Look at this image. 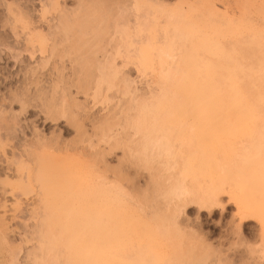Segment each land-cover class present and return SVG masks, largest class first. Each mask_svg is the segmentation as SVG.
<instances>
[{
  "label": "rangeland",
  "instance_id": "rangeland-1",
  "mask_svg": "<svg viewBox=\"0 0 264 264\" xmlns=\"http://www.w3.org/2000/svg\"><path fill=\"white\" fill-rule=\"evenodd\" d=\"M77 1L0 0V140L2 142L0 146V169L11 172L13 161L20 158V156L23 158L26 149L31 150L45 144L49 147H44V152L46 150L48 152L49 149V155L52 149H58L56 151L60 158L57 155L56 157L60 161L55 159V155V158L50 157L51 155L53 157L56 151L47 156L50 163L44 161L46 157H43L45 158L43 161L49 164L48 172L52 169L51 172L53 174L55 173L53 170L56 171L59 168L60 170H57L58 174H62L59 172H63L64 168V172H69L67 173V178L69 176L71 179H78L81 176H85L88 170H91L87 169L88 167H92L90 164L92 163L91 160H94L95 164L97 162L100 170L102 167L113 170L115 175H117L116 180L118 184L124 191L121 201H115L117 213L114 214V231L111 236L113 264H264V180L257 179L259 176L252 177V175L247 176L246 174H242V177L239 179L240 181L238 180V184L233 185L230 181L225 180L223 188L212 192L214 188L213 182L220 179L217 176H210L209 173L204 172L207 167L206 163L211 161L210 157H216L220 162H223L222 160L231 158L229 155L235 153V151L234 153L232 152L235 147H240L237 149L238 153L237 151L235 153L236 155L238 154L237 157L241 158L243 155L244 163L247 162L245 165H248L250 162L249 158H251L252 153L255 151L254 146L256 143L254 142L257 141L253 140L254 137H251L249 131H246V125L240 126L241 128L246 127L245 130L243 128L244 131L241 130V133L237 128L239 125L234 127L235 125L214 124L211 125V131L206 129L198 135H194L196 141L192 137V140H188L190 144H187L189 142L183 137L185 136L184 133L174 131V127L176 126H173V123H171L168 126L173 130H168L170 133L167 131L170 152L155 156L153 150L145 149L143 143L141 145V140L144 138L143 135H147L148 133L145 130L142 132L140 129L144 120L137 119L140 117L141 111L145 112L146 110L140 109L138 111L141 101H149L150 97L154 94L156 96L154 98L158 99L157 91L160 84H158L155 70L159 68L157 65L166 68L167 65L171 66L170 63L174 66L173 63L175 61L176 65L179 64L178 68L181 69L180 71L183 70L182 74L187 73L194 76L197 73L196 75L202 74L203 76L210 73L209 76L214 78V80L216 79V83L220 78L222 79L217 84H220L224 80L225 75L238 73L241 75V78L242 75L244 76L243 80L240 78L242 83H247L243 87L246 85L245 89L251 91L253 86L248 85L249 83L244 79L248 75V81L251 82L250 76L258 73L259 66L257 65L260 63V58H264L263 54L260 55V46L256 44L259 42L261 34L264 35V31H262L264 29V0H147V3L143 2V0H141L142 2L139 0H80L81 5H85L84 2H89V6L92 4L93 7H98L102 11L97 13V16L101 13V17L96 16L97 21V18L100 20L102 18L103 20L104 15L103 22L102 20L99 22V26L103 27L102 30H107L104 29L107 26L104 27L100 25L101 23H105L106 25L114 24L113 20L115 21V19L113 18L118 15L122 16V19L119 16L120 22L122 20L124 22L123 17H125L130 27H128L129 29L125 28L123 31L122 26H120L121 28L118 26L117 32H113L112 34L115 41L112 40L113 42L109 44H107L106 41L108 39L106 38H109L111 35L107 37L109 31L114 30L112 29L114 27L111 26L108 29L109 31H107L108 33L104 34V39L101 42L99 40L96 43L92 38V41H95L94 45L92 43V48L89 46L91 42L87 41L88 43L84 45L90 47L87 50V55L92 58L95 55L94 60L106 57L107 55L102 56L104 52L110 53L111 56L115 52L114 50L117 49L115 43L121 45L124 41L123 43L127 45L125 40L128 37L135 40L137 33L134 30V17L143 12L146 14L145 21L143 19L144 28L142 27L144 29L142 31L144 41H141V43L143 42L142 46L145 54L143 65H140L143 67L138 65L137 58L133 56L129 58L126 55L127 52L131 51L132 47L128 45L129 49H131L127 51V49H122L123 47L121 46H124V48L128 46L125 47L122 44L121 48L118 47L120 48L118 51L122 50V52L120 51V55L118 52V55L115 52L116 55H112L114 58L111 56L115 66L119 68V70L117 69L118 71L109 73L110 78L107 77V80L110 79L109 83L112 82V85L104 82L95 91L92 89L93 85L90 81L86 80H92V76H95V74H91V70L95 69L91 68L92 65H89L91 63H82L83 65H81L83 67L87 64L89 65L88 67L91 70H89L90 72L87 71V74H91L92 76H88L92 78L86 77L87 74L83 76L84 73L80 72L81 69L78 70L80 67L79 62L84 60L83 56L88 57L86 55L87 52L82 53L87 47L83 46V48L81 46L84 50L79 48L80 51L78 50V52H81L83 58L81 59L80 57L78 59V56L75 61V50H73V53H71L72 50L70 52L66 50L69 47L67 44L68 40H74L73 37L70 36L69 39L64 40L60 32H58L60 35L57 33L51 34V32L55 31L53 25L56 19L54 16H56L58 10L64 9V12L72 10L78 6L79 2ZM151 1L155 3L153 4ZM45 8L47 9L46 12H44ZM18 11L25 12L30 21L27 20V22L22 23L16 20ZM167 19H169L170 23ZM96 21L94 22L95 24ZM113 24L111 25L113 26ZM33 27L37 30L41 29L42 33L47 37L45 47H50L53 42L54 44L59 43L56 46L58 50L62 48V51L65 52H61L65 55L61 57L59 55L61 53H58L56 54L57 56L53 54V57L46 58L49 55L47 50H36L39 47L37 48L38 44L35 42L33 43V45L37 44L35 52H30L33 45L27 42V33L33 32ZM222 28L224 29L222 30ZM260 29L263 33H261ZM179 31L181 33H178ZM88 35L83 37H87L85 38L87 40L90 37L89 40H91L90 34ZM179 35L184 36H182L183 38L181 37L182 40L178 38ZM175 38L177 39L175 40ZM157 39L160 44L159 48V44L155 42ZM171 39L173 42L175 40V43L170 42ZM202 42L204 43L202 44ZM155 43L158 45L157 47H155ZM66 44L68 47L65 46ZM96 44H99V46ZM95 45L100 48L103 46L102 49L105 47L106 51L94 49L96 53L93 54V51L90 52V50H93L94 47L97 48ZM113 46L114 49L112 48ZM244 48H247V53ZM67 51L69 52L68 54L66 53ZM156 51H160L159 59L156 57L152 58ZM56 52L58 51L56 50L54 53ZM253 52L256 53L253 54ZM75 54L78 53L75 52ZM175 54H178V57ZM58 56L61 57V60ZM190 57H193V59ZM106 59H110V57L107 56ZM106 59L104 58V60ZM113 60H111L112 63ZM234 66L237 68L235 69ZM83 67H81L82 70L84 69ZM84 70H87V68ZM93 72L95 73V71ZM222 75L224 77H221ZM84 77L85 79L82 80ZM122 78L126 79L125 83L128 84L127 87L123 86ZM83 81L89 82L88 89L86 90L81 88ZM106 84H108L107 88ZM90 85H92L91 88H89ZM153 101L156 104V101ZM153 101H150L152 105ZM60 104L63 105L61 108H64L66 115L65 113L63 116L53 115L52 113L55 110L60 111L58 108ZM160 104L161 102H159ZM144 105H146L145 102ZM150 105L148 102V107H144L149 108ZM152 105L151 107H154ZM134 114L136 115L134 116ZM132 116L137 117L134 118L136 119V124H139L137 121H141L139 126L132 128V124L131 126H129L130 124L127 125L126 121L132 119ZM144 117L142 116V118ZM225 126L226 128L229 127V131L223 128ZM136 127H139L138 130L140 129L143 134L142 136L140 135V131L138 133L137 129H135ZM230 127L233 129L234 136L233 134L231 135L232 130H230ZM214 129L218 130V132L216 133ZM223 133H225V138L228 134L226 139L223 137ZM237 133L238 135L241 134V136H238ZM246 134L250 135L245 136ZM172 135H175L176 138ZM179 136L182 137L179 139ZM198 143L202 145L198 146ZM229 145L234 147L232 148ZM227 146L228 149H226ZM244 146H247V149ZM202 147L203 149H201ZM242 147L245 149L244 152ZM186 148L189 150L194 149L195 154ZM63 149H66V152ZM211 149L216 151L217 154H211ZM229 150L232 154L228 152ZM246 150L250 154L246 153ZM206 151L209 152L207 153ZM219 151L220 154L218 155ZM62 153L65 155L68 153L69 155L67 154L68 156L65 158L64 155H60ZM187 153L191 154L187 156ZM201 154L204 155L203 158L198 156ZM210 154L211 156H209ZM215 154L217 156H214ZM224 154L225 156H223ZM244 154H249L250 157L249 155L246 157ZM193 155L195 156L193 157ZM196 156H198L199 160ZM190 157L196 159L193 160ZM204 158L205 160H203ZM62 159L65 163L61 162ZM51 160L53 162L52 165H50L52 163ZM185 160L189 161V164ZM190 160L194 162L196 160L197 163L191 162L190 165ZM56 162L58 164L61 163L60 167ZM193 163L194 165H192ZM89 164L90 166H88ZM184 165L187 168H184ZM188 165L192 167L189 168ZM251 165L249 164L248 166L251 168ZM195 166L196 168H194ZM47 167L45 165V170ZM43 168L40 171L44 173ZM187 169L193 170V172L189 170L191 173H188V171H185ZM197 169L200 173L197 172ZM48 172L42 173L41 179L43 176H47ZM53 174L52 176H54ZM72 175L73 177H71ZM174 177L178 180L182 179L185 185L191 186L195 199L197 196L205 197L206 193L208 194L211 191L209 194L214 198V201L203 205L195 200L187 202L184 205L179 204L178 199L169 192L171 183L175 181ZM46 180L50 181L51 179ZM18 188L12 190L14 194L12 195L9 192L2 193V188L0 187V264H31V260H29L30 256L28 257L27 253L29 254L33 246L38 243H36L37 240L35 239H37L36 233L38 234L39 232V225L38 231L35 230L34 232L35 236L32 234L35 238L30 235L36 229L34 227L35 222L36 225L40 222L37 217H34L29 212L33 203V192L30 191L31 193L27 192L28 194L23 195L19 191L20 188L19 190ZM15 200L18 202L17 204H14ZM242 202L260 205L263 210L259 214L243 216L241 211H239L242 208L240 207V203L242 204ZM175 203L179 205H175ZM167 209L175 210L173 211L176 213L174 214V220L165 214ZM156 210L159 212L156 215L157 217L153 216ZM246 210L248 211L247 208ZM73 215L76 216L75 214ZM74 216L69 218L70 216L65 217L64 215L68 220L66 219L64 224L62 223L63 219L61 220L62 222H59L63 226L60 225L59 227V224H56V226L58 225L56 227L57 231H62L60 238L57 236V242L54 241V243L50 240L52 242L51 245L55 247V253L60 254L58 258L56 257L57 260L54 261H59L60 264H89L88 259L92 256V252L90 253L91 256H89V252L93 248L90 244L94 243V240L92 241V232H90L91 230L88 227V223L90 224L89 217L85 214V216H82V219L84 218L83 221L77 217L79 214L76 216L77 219L73 218ZM158 219L162 220L160 226H158V223H160L157 221ZM68 222L71 226L70 228L68 227ZM58 227L60 229L62 227V229L59 230ZM56 228L54 231H56ZM64 230L65 232H63ZM46 237L48 238L49 235ZM55 238L53 237V240ZM59 241L60 243H58ZM52 246L49 245L51 248ZM37 247L39 246H36L35 251L38 253ZM17 250L19 251L17 252ZM35 251L31 254L35 253ZM55 262L52 264H56Z\"/></svg>",
  "mask_w": 264,
  "mask_h": 264
},
{
  "label": "bare ground",
  "instance_id": "bare-ground-1",
  "mask_svg": "<svg viewBox=\"0 0 264 264\" xmlns=\"http://www.w3.org/2000/svg\"><path fill=\"white\" fill-rule=\"evenodd\" d=\"M139 1H141V0H139ZM77 2H79L78 6L76 8H74V9H72V10L64 12V9H59L58 12L56 11L57 14H56V16H54L56 21H55V24L53 25L55 31L51 32V34L54 35V34L57 33L58 35H60L58 33V32H60L61 35L63 36L64 40L69 39L70 36L73 37L74 40H68V42H67L69 47L67 46V44L65 45V46L68 47V48L66 47L67 48L66 50H68L69 52H70V50H72L71 53H73V50H75L74 51V55H76V56H74V58H75L74 60L75 61L77 60L78 56H79L78 59H80V57H81V59L84 57L83 58L84 60L82 62L78 61L80 63V65H79L80 67H79L78 70L81 69L80 72L84 73L83 76L85 74H87V71L90 72L89 70H91V68H93V69L95 68L94 70H91L92 71L91 74L92 75L95 74V76H92L91 74H87L86 75V77H91V76L93 77V78L91 77L92 80H90V79H86V80L90 81V83L93 85L92 89L94 91L97 90L98 86L99 85L101 86V84H103L104 82L105 83L106 82L107 83L110 82L109 81L110 79L107 80V77L110 78V74H109L110 72H113V71L116 72V71L119 70V68L117 66H115V64H114V60H113L114 57L112 55L113 54L116 55L117 52L120 55V51L122 52V50L118 51V49H120L121 47H123L122 49H125V50L127 49V51L129 49V46L132 47V49L130 48L131 51H132V52L130 51L131 54H130V52H127L126 55L129 58H131L132 56L137 58L138 65L139 66L143 65L145 54L143 52V46H142L143 42L141 43V41H144V38H142V36H144L142 34V31L144 30V29H142V27L144 26L143 24H144L145 15H146L144 12L142 14L140 13L139 15L137 14L134 17V22H133L134 30L137 33L136 34L137 37H135V40L133 38H132L133 40L129 39V37H128V39H126L127 41L125 40L127 45L125 43H123L124 41L121 43V45L123 44V45H125V47L129 45L128 47L124 48V46L119 45V43L118 44L115 43V46L117 48V49L116 48L115 49L117 51L114 50L116 53L114 52L111 55L113 58L110 56V53H108L109 54L108 55L107 53L104 52V54H102V56L103 55L104 56L107 55L108 57H110V59H106V57H107L106 56V57H101V58H103L102 60H101V58H100V60H94L93 58H94L95 55H93V54L96 53L95 50H100V49H102L103 46L100 48V47H98L99 44H96V45H98V46L95 45L97 48L94 47L93 50H90V52L93 51V54H91V55H93V58L91 56L87 55L88 54L87 50L91 46L93 47V45L95 44V41H96V43H98L97 41L100 40L99 42H101L104 39V36L108 33L107 31H109L108 29H109L110 26L114 27V28H112L114 30L113 31H109V34H107V37L110 34L112 35L113 32H117V30H118L117 27L118 26L119 27L122 26L123 31H124L125 28L129 29L130 27L127 24L128 20H126L125 17H123L124 22H123V20H122V22H120L119 19L120 18L122 19V16L118 15L117 17L113 18L116 21L115 22L113 20L114 24L111 23V24H113V26L111 24L110 25L109 24L106 25L105 23L104 24L101 23L100 25H103L104 27L107 26V27L104 28V29H107V30H102L103 27L101 28V26H99V22L102 20V18H101V20L99 18H97V21H98V19H99V21L98 22L96 21V16L98 15L97 13L98 12H102V11H100L98 9V7H93L92 4H90V6H91L90 7L89 6V2L88 3L84 2L85 5H81L80 4V2H81L80 0H78ZM143 2L147 3V0H143ZM212 2H210V3H212ZM151 3L154 4L155 2L151 1ZM207 10H208V8H207ZM46 11H47V9L45 8L44 12H46ZM215 13H216V11H215ZM209 14H211V13H209ZM99 16L101 17V13H100ZM99 16H97V17H99ZM119 16H120V18H119ZM263 16H264V14H263ZM263 16H262V18H263ZM208 17L210 18V16H208ZM217 18H219V17H217ZM143 19H144V21H143ZM172 19H174V18H172ZM16 20H19L22 23L27 22V20L30 21L29 17L25 14V12H22V11H18L17 12ZM103 20H104V15H103ZM103 20H102V22H103ZM118 20H119V22H118ZM167 20L169 22V19H167ZM174 20H176V19H174ZM95 21H96V24L94 23ZM172 24H173V22H172ZM194 28H195V26H194ZM223 29L224 28H222V30ZM227 30H228V28H227ZM176 31H178V30H176ZM260 31H261V29H260ZM262 31H264V29H262ZM262 31H261V33H263ZM110 32H112V33H110ZM258 32H259V30H258ZM258 32H257V34H258ZM178 33H181V32L179 31ZM88 34H90L91 40H89L90 37H88V40L85 39L87 37H83L85 35L87 36ZM226 34H228V33L226 32ZM27 35H28L27 42H29L30 45L31 44L33 45V43L35 42V43L38 44L37 48L39 47L38 49L35 48L37 44L31 46L34 49L32 48V50L30 52H32V51L35 52V49L38 50V51H40L39 49H42L43 51H44V49H46L47 52L49 53V55H47L48 57H46V58L53 57L52 56L53 54H54V56H57L56 54H58V53H61V54H59L61 57H63V55H65V54H62V52H65V51H62V48L58 50L56 44H59V43H55L54 44V42H53V44L50 45V47H45V41H46L47 37H45V35L42 33L41 29L37 30L35 27H33V32H28ZM111 35H110L109 38H106V39H108L106 41L107 44H109L110 42L115 41V38L113 40L114 35H112V36ZM182 36L179 35L178 38L180 40H182V38L184 37V36L183 37ZM261 36H263V37H261ZM261 36L259 38V35H258V38H259L258 41L259 42H257L256 44H258L260 46V50H259V52L261 53L260 55H262V54L264 55V35L261 34ZM173 37H175V36H173ZM92 38L95 41H92ZM256 38H257V36H256ZM82 39H84V40L81 41ZM176 39L177 38H175V40ZM175 40L173 42V40L171 39L170 42L175 43ZM214 40H216V39H214ZM87 41L91 42L90 43L91 45H89L90 47L89 46H84V45H86L88 43ZM158 41H159L158 39L155 40V42H157V43H158ZM255 41H256V39H255ZM56 42H57V40H56ZM188 42H190V40H188ZM204 42H206V41H204ZM204 42H202V44ZM60 43H61V41H60ZM92 43H93V45H92ZM179 43L181 44V42H179ZM179 43H178V45H179ZM244 43H245V41H244ZM187 45H189V44H187ZM81 46L82 47L83 46L87 47V49L85 48V51H83L82 53L84 54V52L85 53L87 52L86 55L88 57H86L85 55L83 56L81 54V52H78V50L80 51L79 48H82ZM157 46L158 45L156 44L155 47H157ZM259 46H257V47L259 48ZM118 47H120V48H118ZM159 47H160V44H159L158 48ZM112 48L114 49V46ZM235 48H236V46H235ZM242 48H243V46H242ZM250 48H251V46H250ZM182 49H184V48H182ZM244 49H246V53H247V48H244ZM253 49H255V48H253ZM42 50H41V52H42ZM56 50L58 52L54 53ZM102 50H105V47ZM68 51L66 52L67 54L69 53ZM240 51H242V50H240ZM75 52L78 53V54H75ZM90 52H89V55H90ZM118 53H117V55H118ZM255 53L253 52V54H255ZM159 54H160V51H156L155 54H153L152 58L153 57L158 58ZM175 55H177V57H178V54H175ZM180 55H181V53H180ZM183 55H184V52H183ZM258 55H259V53H258ZM60 56H58L59 59L61 58ZM170 56H172V55H170ZM191 56H192V54H191ZM46 58H44V59H46ZM104 58L106 60H104ZM190 58L193 59V57H190ZM111 60H113V63L111 62ZM71 61H73V60H71ZM89 62L91 64H89ZM92 62H93V64H92ZM43 63H45V62H43ZM43 63H42V65H43ZM82 63L83 64L84 63L85 64L88 63L89 65H92V67L90 66L91 68L89 69V67H88L89 65L87 64V65H85V67L87 66L86 67L87 70H84L86 68L82 66L83 65ZM170 64H171V66L167 65L166 68H162L161 65L160 66L157 65L159 68L155 69L156 73H157L158 84H160V86L158 87L159 90L157 91V96H158L157 98L158 99H155L156 96L154 94L153 96L150 97L149 101L148 100L147 101L144 100V102L146 104V105H144L145 107H148L147 106L148 102H149V105L150 104L152 105V102H150V101L155 100L156 104H154L155 102L153 101L154 107H151V105H150L149 108H145L143 106L144 102L141 101L139 103V106H138V111L140 109H142V110L146 109L145 112L141 111V115L138 118L134 117L136 115V114H134V116H132L133 117L132 119H129V121H126L127 125L130 124L129 126H131V124H132L133 126H131V127L133 128L134 126H139L141 124L140 122L144 120L143 121L144 123L141 124L143 127L140 126L141 127L140 129L142 130V132H143V130H145L146 133H148L147 135H143L141 133L140 129L138 130L139 127L135 128V129H137L138 133L140 131V135L141 136L143 135V137H144V138L142 137L143 139L141 140L142 141L141 145L143 143V146H144L145 149L147 148L150 151L153 150V154H155V156L156 155L159 156V155L164 154V153L168 154L170 152V149H169L170 147H169V144H168L169 136H168L167 133L169 131L173 130V129L170 128V126H168L171 123H173L172 124L173 126H176V127H174V131L183 132L185 136H183V133H182V136L187 141L189 139H191L192 137H193L192 139L195 140V136L194 135H198L199 133H201L202 131H204L206 129L211 131L212 130L211 125H214V124H222V125H227V126L235 125L234 127H236V125H239V127H237L239 132H241V130H243V128L245 130V128L247 127L246 131H249L251 133V137H254L253 140L257 141V142H254V143H256L255 146H254L255 151H254V153H252L251 158H249L250 162L248 163V165L252 164L251 168H250V166L247 165L248 166L247 167L245 165V164H247V162L244 163V160H243L244 156L243 155L241 156V158L237 157L238 154L236 155L235 153H236L237 149H239L240 147H238V148L235 147L234 150L232 151L233 153L235 151V153L233 155H229V157H231V158L222 160V158L220 157L223 162H220V160L217 159L216 157L215 158L213 156L210 157L211 161L210 162L206 161L207 162L206 163L207 167H206V171H204V172L207 173V174L209 173L210 176H217V178L220 179V180H217V181L213 182L214 183V188L212 189V192L217 190V189H219V188H223L225 180L230 181L231 183H233V185L234 184L235 185L238 184V180L240 179V177H242L241 176L242 174L243 175L246 174L247 176L248 175H252V177H254V176L258 177L259 176V178H257V179L264 180V58H262V59L260 58V63L257 65V66H259L258 73H255L253 75L251 74L253 76V77L250 76L251 79H252V80L250 79L251 82L248 81L249 80L248 79L249 77L247 78L248 75L246 76V79H244V80H247V82L249 83L248 85L253 86V89L251 91H247V89H245L246 85L243 87L244 84H247V83H244V84L242 83V80H243L244 76L242 75V78H241L240 77L241 75L236 73V72H235L236 74H232L231 75V73L229 71H227V72L230 73V75H225V77H224L223 76L225 74L224 73L221 76V77H224V80L222 82H220V84H217V83H219V80L221 78L219 80L217 79L218 82L216 83V79L214 80V78L209 76V74H210L209 72L211 70L208 72L209 73L208 75H203L202 76V74L201 75L200 74L196 75L197 74L196 73L194 76H191L190 74H187L185 72H183L185 74H182L181 72L183 70L180 71L181 69L178 68L179 64L176 65L175 61L173 63V65L175 67L172 66V63H170ZM81 67L84 68L83 69L84 72H83ZM140 67H143V66H140ZM236 68L237 67H235V69ZM194 69H195V67H194ZM203 69H205V68H203ZM93 71H95V73ZM255 71H256V69H255ZM232 72H234V71H232ZM238 72H240V71H238ZM88 75H91V76H88ZM212 76H214V75L212 74ZM84 79H85V77L82 80H84ZM88 81H85V82L83 81V83H81V84H83V86L82 87L80 86V87L85 89V90L88 89V86H89V82ZM121 81L124 83L123 86L127 87L128 84L125 83L126 79L122 78ZM87 82H88V84H87ZM111 83H109V84H111ZM84 84H86L87 86L84 85ZM92 85H90L89 88H91ZM107 85L108 84H106V88H107ZM159 99H160V101H159ZM157 101L161 102V104L159 105V102H157ZM58 106L57 107L59 108L60 111H58V110L56 111L55 110V112L52 113V114L53 115L63 116L64 113H65V115H66V111L64 110V108L63 109L61 108V106L63 107V105L60 104ZM141 106H143V107L141 108ZM155 106L156 107L158 106V107L156 108ZM142 113H144V114L142 115ZM142 116L143 117L145 116V117L142 118ZM134 118H137L138 120L141 119V121H137V122H139V124L137 123L138 125L135 123L136 119H134ZM131 120H133V121L131 122ZM241 125H243V126L246 125V127L241 128L242 127ZM214 128H215V126H214ZM223 128H225V130L229 131V127L226 128V126H225ZM216 129H214V130H216ZM230 130H232L231 131L232 132L231 135H232L233 134L232 127H230ZM217 132H218V130H216V133ZM223 132H225V131L223 130ZM146 133H144V134H146ZM150 133H152V135H150ZM221 134H222V132H221ZM224 134L225 133H223V137L225 136ZM229 134H230V132H229ZM243 134H245V133H243ZM227 135H226V138H227ZM237 135H238V133H237ZM239 135L241 136V134H239ZM247 135H250V134H246L245 136H247ZM172 136H175V135H172ZM182 136H179V139ZM212 136H213V134H212ZM215 136H216V134H215ZM233 136H234V134H233ZM108 137H110V135H108ZM170 137H171V134H170ZM248 137H250V136H248ZM175 138H176V136H175ZM206 139H207V137H206ZM171 141L173 142V140H171ZM171 141H169V143H171ZM176 141H178V140H176ZM220 141H221V139H220ZM181 142L183 143V141H181ZM199 143H200V141H199ZM199 143L197 144L198 146H201L203 144V142H202L201 145H199ZM1 144H2V142L0 140V146H1ZM187 144H190V142L187 143ZM206 144H207V142H206ZM214 144H215V142H214ZM219 144H220V142H219ZM225 144H227V143H225ZM220 146H222V145H220ZM229 146H231V145H229ZM44 147H49V146H47L45 144H42V145H39V147H37L39 149H37V148H33L31 150L30 149H26L23 158H22V156H20V158H17L16 160L13 161V166H12V171L11 172H7L6 170H1L0 169V187L2 188V193L9 192L12 195H14L12 190L14 188L16 189V188L19 187L20 190H19V188H18V190L20 191L21 194L26 195V194H28L31 191V192H33V195L35 197V199L33 197V200H32L33 203H32L31 208L29 209V212L31 213V215H33L34 217H37L40 220V222H39V220L37 218H35L36 221L39 222L40 224L37 223V225H36V222H35V226L34 227H36V229H34L33 232L31 231L32 233H30V235L33 236L35 234L34 233L35 230L38 231V225H39V232H38V234L36 233V235H37L36 238L37 239H35V240H37L36 243L37 242L38 243L33 246L32 250L35 251V248H36L37 245L39 247H37L38 253L35 251V253L31 254L33 252L32 250L29 252V254H31V255H29L27 253V256L28 257L30 256L29 260H31V264H52V263L55 262L54 260H57L56 257L58 258L60 254H56L55 253L56 252V251H54L55 247H53L51 245L52 242L50 240H52L53 242L54 241L57 242V240H56L57 236H59V238H60V233L62 231L61 230L62 227H61V229L59 228L60 225L63 226L62 223L64 224L65 220L66 219L68 220V218H65V217H69L70 216L69 218H71L72 216H74L73 214H75L76 216H77V214H79V216H77V217L81 218V220L84 219V218L82 219V216H85V214L88 215V217H89V219L87 217V219L90 222V224L88 223V227L91 230L90 232H92L91 233L92 238H93L92 241L94 240V243L92 242L90 244V245H92L91 247H93V248L90 247L91 250L89 252V256H91V255L92 256L89 257L90 259H88V262H90L89 264H113V259H112L113 258V255H112L113 253L111 252L112 251V238H111V236H112V233L114 231V214L117 213L115 205H116V202H118L117 200L121 201V197L124 196V191L122 190V188L120 187V185L118 184V182L116 180L117 179V175H115V173L111 169H107V168L104 169L105 167L104 168L102 167L101 170H100L99 165L96 162V164H97V166H96V164L94 163V160H91L92 163H90L92 167L91 168L90 167L87 168V169H91V170H88L87 171L88 173L87 172L85 173L86 175L83 174L85 176H83V177L81 176L82 178L80 177L78 179H71V178H69V176L67 178V173H69V172H67V173H66V171L64 172V168L62 170L63 172H61V171L59 172V173H62V174H58L57 170H60V168L56 170L57 173H56L55 170H53V172H55L53 174L51 172L52 169H51V171L48 172L49 164L47 162H49V158L47 156H50L51 153L52 154L55 153V151L56 150L58 151V149H55V150L52 149L51 152H50V155H49V151L50 150L47 148L48 152L46 150V152H47L46 153V152H44ZM215 147H211V148H215ZM232 148H231V150H232ZM196 149H198V148H196ZM201 149H203V147ZM226 149H228V146H227ZM64 150L66 152V149H63V151ZM187 150H189V149H187ZM250 150H252V149H250ZM57 151H56L55 154H53V157H52V155L50 157L51 158H55L56 155H57V157H59V154L57 153ZM142 151H144V150H142ZM189 151H193V153H194V149L193 150H189ZM244 151H245V149L243 150V152ZM222 152H223V149H222ZM228 152L230 153V150ZM191 153H189V154L187 153L186 155L189 156ZM214 153H216V151L212 150L211 154H214ZM237 153H238V151H237ZM240 153H242V152L240 151ZM246 153H249V151L247 152V150H246ZM67 154L68 153H66V155L64 153H62L60 155H62V156L64 155V157L66 158V156L69 155V154L68 155ZM179 154H181V153L179 152ZM211 154L209 156H211ZM216 154L214 156H217ZM219 154H220V151H219L218 155ZM230 154H232V153H230ZM249 154H247V155H249ZM42 155H44V156H42ZM54 155H55V157H54ZM244 155L247 157L246 154H244ZM194 156L195 155H193V157ZM198 156H201L203 158L204 155L201 154V155H198ZM198 156H196L197 159H198ZM223 156H225V154ZM43 157H46V159L43 158ZM57 157L55 159H58ZM64 157H63V159H64ZM205 157H206V153H205ZM227 157H228V155H227ZM249 157H250V155H249ZM196 158H194V159H196ZM43 159H45L44 161H47V162H44ZM63 159L61 160V162L63 161ZM190 159H193V158L190 157ZM187 160H185V161H187ZM193 160L192 161L190 160V165H191V162H194ZM203 160H205V158ZM51 162H52V160H51ZM187 162L189 164V161H187ZM54 163H55V161H54ZM98 163H99V161H98ZM194 163H197L196 160H195ZM194 163L192 165H194ZM200 163H202V162H200ZM44 164L48 166L46 168V170H45V165ZM52 164H53V162L50 165H52ZM60 164H58L59 167H60ZM90 164L88 166H90ZM184 164H187V163H184ZM63 166H65V165H63ZM42 167H44L43 168L44 169L43 170L44 173L48 172L47 176L45 175V177H46V179H51L50 181L46 180L44 176L41 179V177H42L41 175H42L43 172L40 171V169H42ZM191 167L189 166V168H191ZM204 167H205V165H204ZM182 168H183V166H182ZM184 168H187V166L185 167V165H184ZM194 168H196V166ZM202 168H203V164H202ZM69 170H71V169H69ZM189 170L190 169H187L185 171H188V173H191V172H189ZM67 171H68V169H67ZM190 171L193 172V170H190ZM40 172H41V174H40ZM197 172H198V169H197ZM65 173H66V175H64ZM72 173L74 174V172H72ZM198 173H200V172H198ZM52 174L54 176H52ZM247 176H245V177H247ZM71 177H73V175ZM74 177H75V175H74ZM174 178H175V181H173V183H171L169 192L174 197H176L178 199L179 204L184 205L187 202H191V201L195 200V201H197V202H199L200 204L203 205V204H208V203H211V202L214 201V198L211 197V194H209V193H211V191H209L208 194L206 193L205 197L204 196H197V198L195 199L194 191L191 188V186H189V185L187 186V184L185 185V183H183L184 181L182 179L178 180V179H176V177H174ZM64 179H65V181L63 182ZM243 179H241V180H243ZM74 181H76V182H74ZM248 181H249V179H248ZM65 182H66V184H65ZM62 183H64V184H62ZM242 183H243V181H242ZM239 184H241V183L239 182ZM33 185H35V187H33ZM17 203H18L17 200H15L14 204H17ZM244 203L245 202H242V204L240 203V207H242L243 209L241 208L239 210V211H241L243 216H252V215H255L256 213L259 214L260 211L263 210L260 205L257 206L256 204H250V203L247 204V202L245 204ZM179 204L175 203V205H179ZM114 208H115V211H114ZM246 208L248 209V211L246 210ZM157 211L158 210H156V212L154 211L155 214H153V216L158 215L159 212H157ZM173 211H175V210L167 209L165 214L168 215L169 217H171L174 220V216H175L174 214H176V213H174ZM64 215H65V217H64ZM76 216H74L73 218L77 219ZM62 219L64 220L63 222L61 221ZM263 219H264V215H263ZM157 221L160 222V223H158V226H160L162 224L161 223L162 220L160 221V219H158ZM59 222H62V223H59ZM69 222H70V220H69ZM69 222L67 223L68 225H69ZM56 224H59L58 228H59V230H61L60 232L57 231L58 229L56 227L58 225L56 226ZM68 227L70 228L71 226L69 225ZM55 228H56V231L58 233L56 231H54ZM63 232H65V230ZM48 235H49L48 238H50V239H48L46 237ZM53 235H55V236H53ZM34 236H33V238H35ZM52 236L54 238L56 237L55 240H53ZM94 236H95V238H94ZM30 238L32 239V237H30ZM59 240H61V239H59ZM58 243H60V241ZM61 243H62V241H61ZM49 245L52 246V248L49 247ZM54 246H55V244H54ZM18 251L19 250H17V252ZM90 253H91V255H90ZM55 263L57 264V263H59V261H57Z\"/></svg>",
  "mask_w": 264,
  "mask_h": 264
}]
</instances>
